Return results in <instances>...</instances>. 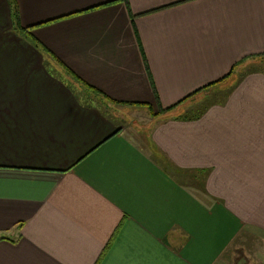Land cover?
Returning <instances> with one entry per match:
<instances>
[{
  "label": "crops",
  "instance_id": "obj_1",
  "mask_svg": "<svg viewBox=\"0 0 264 264\" xmlns=\"http://www.w3.org/2000/svg\"><path fill=\"white\" fill-rule=\"evenodd\" d=\"M263 61L264 0H0V264H264Z\"/></svg>",
  "mask_w": 264,
  "mask_h": 264
},
{
  "label": "trees",
  "instance_id": "obj_2",
  "mask_svg": "<svg viewBox=\"0 0 264 264\" xmlns=\"http://www.w3.org/2000/svg\"><path fill=\"white\" fill-rule=\"evenodd\" d=\"M19 30L22 31V32H25V31H28V29L26 27H21L19 26ZM211 84H209L208 86H210Z\"/></svg>",
  "mask_w": 264,
  "mask_h": 264
},
{
  "label": "rangeland",
  "instance_id": "obj_3",
  "mask_svg": "<svg viewBox=\"0 0 264 264\" xmlns=\"http://www.w3.org/2000/svg\"><path fill=\"white\" fill-rule=\"evenodd\" d=\"M261 63H262V64H261V67H260V68H261L262 70H264V61L261 62ZM255 68H256V67H255ZM258 68H259V67H258ZM203 102H204V101H203ZM209 102H210V101H209ZM209 102H207V103H209ZM205 104H206V103H205Z\"/></svg>",
  "mask_w": 264,
  "mask_h": 264
}]
</instances>
